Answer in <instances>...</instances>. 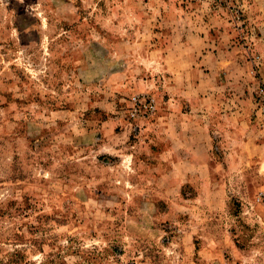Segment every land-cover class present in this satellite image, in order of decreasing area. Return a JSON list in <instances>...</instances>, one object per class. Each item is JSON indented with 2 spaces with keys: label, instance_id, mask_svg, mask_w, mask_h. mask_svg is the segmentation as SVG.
<instances>
[{
  "label": "rangeland",
  "instance_id": "1",
  "mask_svg": "<svg viewBox=\"0 0 264 264\" xmlns=\"http://www.w3.org/2000/svg\"><path fill=\"white\" fill-rule=\"evenodd\" d=\"M126 1L0 0V264H264V0H192L256 84L249 128L193 170L135 90L152 42L123 44L159 29ZM134 96L156 111L130 119Z\"/></svg>",
  "mask_w": 264,
  "mask_h": 264
},
{
  "label": "crops",
  "instance_id": "2",
  "mask_svg": "<svg viewBox=\"0 0 264 264\" xmlns=\"http://www.w3.org/2000/svg\"><path fill=\"white\" fill-rule=\"evenodd\" d=\"M137 4L138 9L153 12L151 21L159 33H141V40L131 37L123 44L131 56L137 44L152 42L145 64L153 78L144 81L143 87L136 84L135 90L155 92L161 98L157 124L168 125L173 153L187 155L182 161L187 169L211 168L215 139L227 136L234 140L245 121L249 128L247 119L255 108L256 91L251 64L235 44L229 19L217 18L219 13L206 1ZM181 13L185 17L178 18ZM215 126L220 131H214ZM233 152L237 150L229 153L234 163Z\"/></svg>",
  "mask_w": 264,
  "mask_h": 264
},
{
  "label": "built area",
  "instance_id": "3",
  "mask_svg": "<svg viewBox=\"0 0 264 264\" xmlns=\"http://www.w3.org/2000/svg\"><path fill=\"white\" fill-rule=\"evenodd\" d=\"M221 2L224 3L222 0ZM224 4H226V6L230 9H236V6L233 5L231 1L227 3V0H225ZM253 59L255 62H260L262 60V56L258 53L254 54ZM260 105H261L260 113L262 118L261 121L264 126V95L262 96V101L260 102ZM156 109L157 108L155 102L151 98L149 97L140 98L139 96H134L132 98V106L129 111V116L130 119L135 121L137 118L145 117L146 115L153 114L156 111Z\"/></svg>",
  "mask_w": 264,
  "mask_h": 264
}]
</instances>
